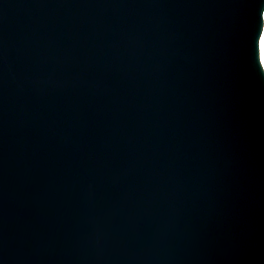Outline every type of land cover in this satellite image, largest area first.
Listing matches in <instances>:
<instances>
[{
	"label": "water",
	"instance_id": "water-1",
	"mask_svg": "<svg viewBox=\"0 0 264 264\" xmlns=\"http://www.w3.org/2000/svg\"><path fill=\"white\" fill-rule=\"evenodd\" d=\"M264 0H0V264H264Z\"/></svg>",
	"mask_w": 264,
	"mask_h": 264
},
{
	"label": "snow or ice",
	"instance_id": "snow-or-ice-1",
	"mask_svg": "<svg viewBox=\"0 0 264 264\" xmlns=\"http://www.w3.org/2000/svg\"><path fill=\"white\" fill-rule=\"evenodd\" d=\"M261 47H260V59L264 62V36L260 37Z\"/></svg>",
	"mask_w": 264,
	"mask_h": 264
}]
</instances>
